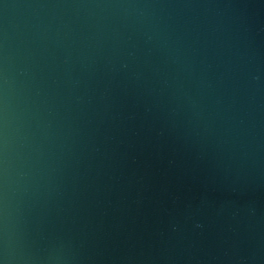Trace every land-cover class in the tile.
Here are the masks:
<instances>
[{"label":"water","instance_id":"95a60500","mask_svg":"<svg viewBox=\"0 0 264 264\" xmlns=\"http://www.w3.org/2000/svg\"><path fill=\"white\" fill-rule=\"evenodd\" d=\"M0 257L264 264V0H0Z\"/></svg>","mask_w":264,"mask_h":264},{"label":"clouds","instance_id":"9594fccd","mask_svg":"<svg viewBox=\"0 0 264 264\" xmlns=\"http://www.w3.org/2000/svg\"><path fill=\"white\" fill-rule=\"evenodd\" d=\"M6 252V249H5ZM0 264H7V260L3 257H0Z\"/></svg>","mask_w":264,"mask_h":264}]
</instances>
